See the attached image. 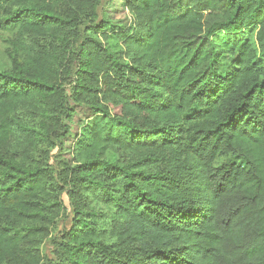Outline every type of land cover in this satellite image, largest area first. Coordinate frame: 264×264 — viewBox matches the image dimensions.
Here are the masks:
<instances>
[{"label": "trees", "instance_id": "1", "mask_svg": "<svg viewBox=\"0 0 264 264\" xmlns=\"http://www.w3.org/2000/svg\"><path fill=\"white\" fill-rule=\"evenodd\" d=\"M121 1L0 0V264H264V0Z\"/></svg>", "mask_w": 264, "mask_h": 264}, {"label": "rangeland", "instance_id": "2", "mask_svg": "<svg viewBox=\"0 0 264 264\" xmlns=\"http://www.w3.org/2000/svg\"><path fill=\"white\" fill-rule=\"evenodd\" d=\"M108 0H103L104 3V12L106 16L113 21V23H118L124 20L127 15V12L124 7V2L121 0H110L111 3L107 5ZM14 29H7L0 31V70H6L9 67V62L6 57V50L9 47V40L11 39ZM90 112L83 106L75 107V112L72 117V120L68 124L69 134L63 140V149L64 152H55L54 157L51 160V163L54 166H58V161L62 159L64 162L72 164L73 159V146L77 140V137L81 130V125L87 121ZM65 205L67 206V199L64 197ZM63 223V222H62ZM67 225V223H66ZM46 252L52 249V244L50 241H47L44 246Z\"/></svg>", "mask_w": 264, "mask_h": 264}]
</instances>
